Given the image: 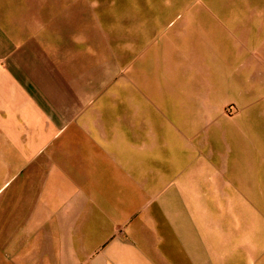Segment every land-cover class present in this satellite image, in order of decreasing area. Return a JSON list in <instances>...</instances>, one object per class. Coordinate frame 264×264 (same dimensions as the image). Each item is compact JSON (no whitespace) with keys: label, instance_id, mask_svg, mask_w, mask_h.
I'll return each instance as SVG.
<instances>
[{"label":"crops","instance_id":"1","mask_svg":"<svg viewBox=\"0 0 264 264\" xmlns=\"http://www.w3.org/2000/svg\"><path fill=\"white\" fill-rule=\"evenodd\" d=\"M0 1V264H122L145 195L194 171L238 188L264 178V0H245L229 31L213 26L225 16L188 13L207 27L167 79L144 60L123 75L128 21L148 20L135 44L171 18L152 5L124 13L113 37L96 7L120 0ZM98 47L119 60V82L106 64L98 74Z\"/></svg>","mask_w":264,"mask_h":264},{"label":"rangeland","instance_id":"2","mask_svg":"<svg viewBox=\"0 0 264 264\" xmlns=\"http://www.w3.org/2000/svg\"><path fill=\"white\" fill-rule=\"evenodd\" d=\"M132 1L120 0L115 10L111 5L106 7L103 2H98V23L104 27L113 25V37H119L124 13L147 12L149 9L146 8L152 5L150 10L159 9L171 16L160 21L157 39L156 36L146 38L151 33L145 29L143 43L134 44L132 38L136 36L134 32L138 24L142 27L148 25L146 17L134 24L131 20L127 23L126 61L129 60L130 68L123 75L135 76L137 61L144 60L145 75L154 72L162 79L180 73L175 63L183 58L190 36L207 27L204 20L187 19L188 13L208 11L225 16L227 18L218 22L215 20L213 26L229 31L241 26L231 18L232 14L249 10L245 0H155L153 4L152 0H147L150 4L145 8L140 7L142 5L138 8L137 3ZM9 7L10 2L0 1V10H9ZM177 14H181L178 18H182L168 25ZM117 45L112 40L113 51L119 50ZM105 58L104 48L98 47V74H103L106 64L107 73L118 76L119 82V60L115 62ZM68 132L63 131L62 137ZM203 175L194 171L178 177L175 189L144 196L145 207L139 205L135 208V217L129 229L132 243H128V249L122 251L127 254L122 264H264V178L244 180L238 188L227 184L232 180ZM3 180L0 178V184ZM158 208L161 210H156ZM145 224L152 227H144ZM143 237L149 238V241L143 240ZM136 250L141 255H135ZM112 261L121 264L120 259Z\"/></svg>","mask_w":264,"mask_h":264}]
</instances>
